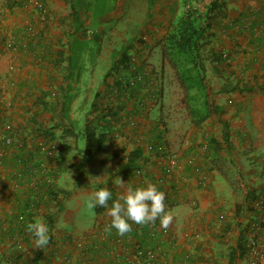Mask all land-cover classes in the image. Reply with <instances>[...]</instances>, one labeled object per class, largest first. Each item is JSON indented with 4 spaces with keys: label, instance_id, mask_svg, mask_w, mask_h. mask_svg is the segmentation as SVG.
Returning a JSON list of instances; mask_svg holds the SVG:
<instances>
[{
    "label": "crops",
    "instance_id": "crops-1",
    "mask_svg": "<svg viewBox=\"0 0 264 264\" xmlns=\"http://www.w3.org/2000/svg\"><path fill=\"white\" fill-rule=\"evenodd\" d=\"M38 1L45 22L38 18L35 0H19L20 5L2 8L4 18L0 19V31L9 30L15 38L25 39L23 45L0 44V264H128L124 255L134 244L147 247L151 241L136 224L124 236L114 228L105 232L111 221L108 209L124 191L115 183L118 177L134 188L152 182L165 193V205L174 218L168 233L157 239L161 253L155 264H200V258L207 255L215 259L211 241L236 220L231 187L209 164L216 152L210 138L221 141L219 116L211 113L188 129L168 172L169 155L155 151L154 145L158 138L151 111L159 99L156 69L160 58L154 49L177 18L179 0H140L145 9L143 35L131 38L123 32L115 39L81 33L92 19L100 23L97 30L104 32L101 22L118 8L115 4L106 6L108 13L95 15L100 10L93 0H74V13L66 0ZM223 3L225 16L213 22V43L229 59L226 66L217 65L218 72L206 74L205 81L210 100L228 124L231 148L219 153L229 158L240 146L251 147L250 139L246 140L248 130H257L264 139V0ZM132 4L127 0L124 10L133 8ZM101 38L107 40L105 50L81 48V41L99 45ZM74 54L87 60L84 73L79 72ZM99 58L106 69L96 87L92 67ZM224 83L248 88L218 92ZM56 100L60 118L55 134L73 125L70 107L83 104L92 106L82 112L84 124L96 116L98 125L108 130L102 150L81 169L82 130L61 138L41 131L53 127L41 122L45 108ZM5 126L13 138L9 146L1 137ZM199 136L201 140L211 136L201 146L205 152L197 147ZM262 142L257 144L262 146ZM136 148L141 156L135 161L122 158ZM111 154L116 157L108 158ZM32 179L36 185L30 184ZM105 185L112 193L108 206L84 210L87 200ZM19 216L24 218L22 223ZM36 217L49 227L51 238L43 249L34 248V236L27 231V224ZM195 232L200 233L198 241L191 237Z\"/></svg>",
    "mask_w": 264,
    "mask_h": 264
},
{
    "label": "trees",
    "instance_id": "trees-1",
    "mask_svg": "<svg viewBox=\"0 0 264 264\" xmlns=\"http://www.w3.org/2000/svg\"><path fill=\"white\" fill-rule=\"evenodd\" d=\"M104 1L109 5L94 4V6L100 11H108L109 7L106 6L113 5L114 0ZM123 1L125 3L127 0ZM66 2L69 3L74 13V0H66ZM14 5H20L19 0H7L5 4L7 9ZM224 9L223 0H181L180 16L168 26L162 42L157 45L160 50L156 69L159 99L151 114L156 124L154 130L158 138V142L154 143L155 151L160 149L163 156L175 154L180 148L185 136V129H182L183 123L196 126L200 125L211 113L219 116L222 125L221 141L210 138L216 152L209 158V164L230 185L236 200L234 215L240 225L239 219L252 209L249 200L252 198L253 190L248 188L243 173L234 167L233 161L227 155L219 153L222 148L228 151L231 148L228 124L220 116L219 106L210 100L211 94L205 81L207 62H209L212 73L218 72V64L226 66L228 63L229 57L216 49L213 43L215 36L213 22L225 16ZM113 68L112 66L106 75ZM244 88L248 87L240 83H224L217 91H240ZM55 127L41 128V131L50 138H61L66 134L76 135L72 124L67 129H63L61 134L53 132ZM83 134L85 144L79 158L78 169L87 164L91 155L102 150L108 130L106 125L99 126L87 122L84 124ZM222 143L224 147L221 146ZM140 156L141 152L136 148L123 155L122 158L127 162H133ZM111 157L114 158L116 155L108 156V158ZM243 232H239L236 245L229 248L227 264H236L237 258L244 257Z\"/></svg>",
    "mask_w": 264,
    "mask_h": 264
},
{
    "label": "rangeland",
    "instance_id": "rangeland-1",
    "mask_svg": "<svg viewBox=\"0 0 264 264\" xmlns=\"http://www.w3.org/2000/svg\"><path fill=\"white\" fill-rule=\"evenodd\" d=\"M37 1V4L40 3L38 0H35V3ZM94 3L92 4H99V5H109L108 2L104 1V0H93ZM131 2H133V8L128 9L127 11L124 10L125 5H123V0H114V4L118 6V8H114L113 11H111L108 15H107V19L105 21H102V27L104 32L102 31V33L99 32V30H97V28L99 27L100 23H98V21H95L94 19H92L90 21V23H87L85 27H82L81 29V33L84 35V37L88 36V35H92L93 33L95 34H103L105 35L104 38L106 39H115L117 38L118 34H121L123 32L127 33V35H130L131 38H134L135 36L140 35L142 32H144L143 30V24L144 21H142L144 19V15H145V9L143 6L139 5L140 0H130ZM7 0H0V19L4 18L2 15L3 11L2 8H6L5 4H6ZM145 2H147V0H145ZM179 4H178V15L177 17L180 16L181 14V0H179ZM91 4V5H92ZM113 4V5H114ZM141 8H140V7ZM139 7V8H138ZM90 11H91V6H90ZM38 12V9H37ZM109 10L107 11H100V12H96L95 15L98 14H106L108 13ZM46 17V16H45ZM148 17H145V19ZM40 20V19H39ZM46 21V19H45ZM44 21V22H45ZM86 29V30H85ZM215 31V30H214ZM14 32H9L8 31H0V44L1 43H6L7 45L10 46H14L15 44H13L11 42V40L13 38L16 37V35L14 36L13 34ZM143 35V34H141ZM14 36V37H13ZM140 39H143L142 36L139 37ZM81 48H92V49H96L97 47H99V51H103L106 49V44H107V40H102L98 44L89 42L87 40H83L81 41ZM158 45V44H157ZM154 49L156 53H160L159 48L157 47ZM217 49V48H216ZM74 58L76 63L78 64V69L80 73H84L86 71V65H87V60L85 58H83V55L81 54V56H78L76 54H74ZM91 60H94L95 58H90ZM102 58H99V62H97L93 67V71H94V76L97 79L96 82V87L98 85V83L100 84L102 81V77H103V72L105 71L106 67L104 65V62L102 61ZM207 66V70H206V74L208 75V73H212V71H210V65L209 62L206 63ZM207 84V83H206ZM209 90V89H208ZM81 94V93H80ZM92 106L88 105V104H83V105H73L72 108L70 107L69 110H72V116H73V125L75 128V131H81L82 130V134H83V124H84V115L82 114V112H88L90 110ZM44 112V117H42V122L44 124V126H55L58 123V120L60 118V108H59V103L56 100V103L52 106H49L47 108H45ZM92 112V111H91ZM92 123L98 125L97 120L98 118L95 116L92 117ZM58 126V125H57ZM193 125H188L186 123L182 124V129H185V136H184V140L186 139V133L188 131V129L190 127H192ZM55 129H58L55 128ZM56 133H59V129L55 131ZM81 134V135H82ZM246 134V140L250 139V143L251 147L249 148H245L244 146H240L239 150L237 152L231 153V156L229 157L233 163H234V167L238 170H240L243 174L244 177L247 180V183L250 187L251 190H253V195L252 198L249 200V205L250 207L253 205L255 199L257 198V196L259 194L264 193V173H263V166H264V139L263 136L260 135V132H258L255 129H250V131L248 130L247 132H245ZM84 136V134H83ZM209 137H205V140H201L200 136L199 139L200 141L197 142V147L201 149V151H206L205 149L201 148L202 144L204 143H208L209 142ZM183 140V142H184ZM244 140V139H243ZM240 140L239 144L242 145L243 142H245V140ZM258 141H263L262 142V146L257 144ZM182 142V144H183ZM58 143V142H56ZM82 143V139L79 138V144ZM84 144H85V139H84ZM59 146V144H58ZM57 146V147H58ZM51 147H55V144H53ZM56 148L52 149L55 150ZM225 153V152H224ZM94 155V154H93ZM89 200V199H88ZM87 202L85 203V208L84 210H90L87 207ZM92 211V210H90ZM244 216L247 217V212L244 213ZM239 224L236 222H229V224L225 227L224 231H219L220 233H218V235L216 237H214V239H216V241H211L212 245L216 251V258L215 259H211L209 255L207 256H202L200 258V264H227L225 263V260H227V253L229 251V248L231 246H233L236 242V239L238 238L239 232L240 231H244L243 232V240L245 241L246 239V231H245V223L247 222V220H245V218L239 219ZM199 235L200 233L197 232ZM200 238V237H199ZM244 244V242H243ZM190 257V255L188 256ZM192 258H190L189 260H191ZM193 261V260H191ZM20 262V261H18ZM236 264H247V260L243 257L242 259L237 258L236 259Z\"/></svg>",
    "mask_w": 264,
    "mask_h": 264
},
{
    "label": "clouds",
    "instance_id": "clouds-1",
    "mask_svg": "<svg viewBox=\"0 0 264 264\" xmlns=\"http://www.w3.org/2000/svg\"><path fill=\"white\" fill-rule=\"evenodd\" d=\"M115 183L124 191L108 209L107 215L111 221L105 232H110L114 228L118 235L124 236L132 231L133 224L140 226L155 224L157 219L163 230L170 227L174 216L170 210H166L165 193L160 191L156 184L147 182L146 186L134 188L119 177ZM111 198L112 193L105 185L89 198L87 207L90 210L107 207ZM27 231L34 236V248L43 249L49 244L51 238L49 227L42 217H36L33 222L28 223Z\"/></svg>",
    "mask_w": 264,
    "mask_h": 264
},
{
    "label": "built area",
    "instance_id": "built-area-1",
    "mask_svg": "<svg viewBox=\"0 0 264 264\" xmlns=\"http://www.w3.org/2000/svg\"><path fill=\"white\" fill-rule=\"evenodd\" d=\"M38 6V18L41 22H44L46 15L42 8ZM11 42L17 44H24V38H13ZM5 132L2 133V141L4 145H11L13 142L12 135L7 131L8 126H5ZM148 148H152V144L148 143ZM175 156L173 154L168 156V163L165 168L168 172L175 162ZM139 170L136 169V173ZM30 184L36 185L37 181L32 179ZM251 210L247 211V222L245 223L246 239L244 241L245 255L244 258L247 260V264H264V193L259 194L255 199ZM167 210V207H166ZM18 220L20 223L24 220L23 216H19ZM139 228L144 229L145 235L150 239L151 245L148 244L147 247L141 245L140 243H135L131 252H127L126 261L129 264H155L157 262V257L161 253L159 251V246L157 239L168 233L167 230H163L160 227L159 219L156 220L155 224H147L144 226L138 225ZM193 241H198L200 235L195 232L192 234ZM164 255V253H163Z\"/></svg>",
    "mask_w": 264,
    "mask_h": 264
}]
</instances>
